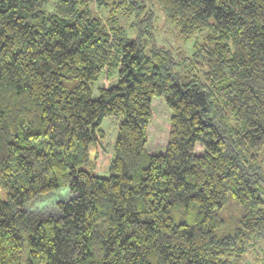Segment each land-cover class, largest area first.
Segmentation results:
<instances>
[{"label":"trees","instance_id":"obj_1","mask_svg":"<svg viewBox=\"0 0 264 264\" xmlns=\"http://www.w3.org/2000/svg\"><path fill=\"white\" fill-rule=\"evenodd\" d=\"M0 188V264H263L264 0H0Z\"/></svg>","mask_w":264,"mask_h":264},{"label":"rangeland","instance_id":"obj_2","mask_svg":"<svg viewBox=\"0 0 264 264\" xmlns=\"http://www.w3.org/2000/svg\"><path fill=\"white\" fill-rule=\"evenodd\" d=\"M157 14V19L154 21V23L157 25V37H158V44L164 43L169 44L171 43L172 46H180L181 41L179 40H173L171 37V33L169 32V28L165 24L164 16L161 11H159L157 8L155 9ZM167 39V40H166ZM113 81L107 79L104 75H102L99 79V81L96 84L97 87L101 86H109L112 84ZM152 119L151 123L148 127V138H149V147L154 145H159L161 143H164L165 140V131L167 127V120L168 116L170 114V111L166 104L164 103V100L160 96H155L152 99ZM119 119L111 116L104 117L101 123V129L105 133L106 141H108V152H109V159L107 163L104 166H100L97 169V175L101 177H107L109 175V164L112 160V154H113V142L115 141L116 134H117V126H118ZM148 147V148H149ZM91 151V156H93V149ZM0 193H2V190L0 188ZM70 197L69 190L66 187L59 188L57 190H54L53 192H50L43 196H38L30 202L31 206L29 207V210L37 211V212H57V207L55 203L60 200H65ZM28 204V205H29ZM235 207H232L230 210L228 207H225V214H230L232 211H234ZM239 264H257V260L255 258V255L252 253H248L245 255V257L242 259V261ZM264 264V263H263Z\"/></svg>","mask_w":264,"mask_h":264}]
</instances>
